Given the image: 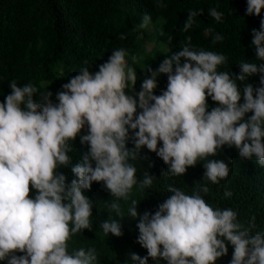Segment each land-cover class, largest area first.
I'll list each match as a JSON object with an SVG mask.
<instances>
[{
    "label": "clouds",
    "instance_id": "clouds-1",
    "mask_svg": "<svg viewBox=\"0 0 264 264\" xmlns=\"http://www.w3.org/2000/svg\"><path fill=\"white\" fill-rule=\"evenodd\" d=\"M158 6L166 7L163 0ZM262 12L264 0H247V15L260 17ZM203 13L189 10L181 30L187 33ZM208 14L222 21L217 8ZM151 20L145 13L133 31L148 28ZM119 39L127 35L121 33ZM223 39L217 33L212 43ZM251 45L256 61L241 60L237 75L219 71L228 57L196 48L188 35L180 41V50L167 55L156 69L147 66L138 92L137 71L131 65L140 57L130 56L123 46L113 49L95 73L81 68L56 94L58 103L48 90L10 81L11 92L0 102V261L98 264L95 247L70 251L68 241L92 230L94 202L85 193L94 182H102L115 198L109 207L116 213L115 219L110 214L100 224L103 234L122 236L117 218L131 217L137 220V243L147 250L144 257L130 252L125 264H149V258L157 264L161 259L167 264H216L228 254L229 244V264H264V231L255 230V216L245 223L236 210L210 205L202 195L210 192L206 183L191 195L169 186L170 195L154 213L141 215L140 203L131 199L125 216L120 203L129 201L137 184L141 189L153 184V175L146 172L138 179L137 168L129 162L141 159L145 147L169 166L171 176L185 175L198 160H205L203 180L211 184L229 176L228 162L207 159L225 146L264 167V19L259 29H252ZM161 75L168 82L157 95ZM254 75L259 76V86L248 82ZM209 97L217 105L211 110ZM85 127L87 133L82 134ZM77 137L88 151L73 165L69 153ZM68 166L75 177L70 183L57 171ZM31 189L36 190L34 198ZM232 195L225 189L226 198Z\"/></svg>",
    "mask_w": 264,
    "mask_h": 264
},
{
    "label": "trees",
    "instance_id": "trees-1",
    "mask_svg": "<svg viewBox=\"0 0 264 264\" xmlns=\"http://www.w3.org/2000/svg\"><path fill=\"white\" fill-rule=\"evenodd\" d=\"M163 3L166 7H159L158 0H0V102L11 92L9 82L15 80L21 87L32 83L40 92H52L53 103H58L56 94L81 68L89 67L95 73L99 70L98 65L108 59L113 49L121 46L129 50L130 56L135 54L132 49L137 41L136 35L140 39L143 29L137 32L133 28L142 22L145 13L151 16V22L160 18L164 20L158 39L168 45L171 52L179 51L180 41L190 35L196 48L222 53L228 57L219 71L238 75V63L241 60L256 61L255 50L251 45L252 29H259L264 12L260 17L247 15V0H163ZM210 8H217L223 13L221 22L209 16ZM191 9H203L204 13L195 18L193 28L185 33L181 29ZM121 33L127 35L126 40L119 39ZM217 33L224 39L213 44L212 39ZM130 56L128 59L131 64ZM165 58L163 54L156 53L136 69L137 92L147 66L156 69ZM85 61L88 63L85 64ZM167 82L166 75L158 77L157 95L166 90ZM248 82L259 86V76L250 77ZM241 94L243 103L242 87ZM208 104L209 110L217 106L210 97ZM86 133L87 127L82 134ZM72 147L73 151L69 155L74 165L88 151V146L82 145L77 137L72 142ZM128 147L134 148L131 140ZM207 159L228 162L229 176L219 184L203 180L205 160H198L197 165L188 168L185 175L171 176L167 172L169 166L156 153L150 152L146 147L142 149L141 159L129 162L137 168L138 179H142L146 172L155 179L150 188L141 189L137 184L129 201H120L125 216L131 199L140 203L138 212L141 215L145 211L154 213L158 205L170 195L169 186L180 188L191 195L195 188L206 183L210 188L208 194H202L206 202L213 207L236 210L238 218L245 223L255 216V230L264 231V167H260L255 159H241L238 150L228 146ZM149 164L152 166L149 167ZM57 171L65 174L68 183L75 178L71 166L61 167ZM225 189L233 193L231 198L224 196ZM85 194L94 202L92 230L85 229L74 234L68 241L69 250L95 247L98 264H125L130 252L146 256L147 250L137 243V220L131 217L122 220L117 218L124 234L120 237L103 234L100 224L109 219L110 214L113 219L116 218V213L109 207L115 198L103 183L94 182L91 190ZM35 195L36 190L31 189L30 196L34 198ZM232 252L233 248L229 244L228 254L218 259L216 264H229ZM0 264H7V261H0ZM127 264H131V261H127ZM149 264L157 262L149 258ZM159 264L167 262L161 259Z\"/></svg>",
    "mask_w": 264,
    "mask_h": 264
},
{
    "label": "rangeland",
    "instance_id": "rangeland-1",
    "mask_svg": "<svg viewBox=\"0 0 264 264\" xmlns=\"http://www.w3.org/2000/svg\"><path fill=\"white\" fill-rule=\"evenodd\" d=\"M163 19H157L151 22L148 28L143 29L140 33L141 38L136 35V42L134 44L133 53L140 57L137 64L131 65L135 69L142 67V62L148 58L153 57L156 53H161L164 56L170 55L171 50L168 45L158 39V33L163 26ZM131 60V59H130Z\"/></svg>",
    "mask_w": 264,
    "mask_h": 264
}]
</instances>
